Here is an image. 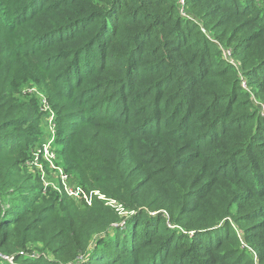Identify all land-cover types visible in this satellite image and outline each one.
Masks as SVG:
<instances>
[{
  "label": "trees",
  "instance_id": "16d2710c",
  "mask_svg": "<svg viewBox=\"0 0 264 264\" xmlns=\"http://www.w3.org/2000/svg\"><path fill=\"white\" fill-rule=\"evenodd\" d=\"M0 253L264 264V0H0Z\"/></svg>",
  "mask_w": 264,
  "mask_h": 264
},
{
  "label": "rangeland",
  "instance_id": "374dc122",
  "mask_svg": "<svg viewBox=\"0 0 264 264\" xmlns=\"http://www.w3.org/2000/svg\"><path fill=\"white\" fill-rule=\"evenodd\" d=\"M221 50H222V53H223L225 59L229 63H231L232 65L235 66V61L230 54V49L225 50V49L221 48ZM242 88L246 89L247 85H246V87L244 86ZM51 121H52L51 116L45 117L42 120V123H43V132H42V136H41L42 144L37 145L35 147L33 162L27 163V164H28V167H31L33 165V166H35L36 169L40 170L41 180H42L44 191H45V189H50V190L63 192V188L65 186H73L76 184H74V182L71 180V177L68 174H66L62 171L61 166H55L56 161L54 160V157L50 151L51 148H53L52 147L53 140L51 139V136H52V134H54L53 127L50 126ZM39 153L42 155V158L50 165L49 166L50 171L48 173L44 172L43 168L41 167V162L39 161ZM34 161L36 163H34ZM62 175L66 176V178L64 180H62ZM63 193H65V192H63ZM6 257L7 256H4V255L2 256V254L0 253V258H2L3 260H6ZM6 261H8V260H6ZM8 262H9V264H13L12 262H10V260Z\"/></svg>",
  "mask_w": 264,
  "mask_h": 264
},
{
  "label": "built area",
  "instance_id": "2783aa9c",
  "mask_svg": "<svg viewBox=\"0 0 264 264\" xmlns=\"http://www.w3.org/2000/svg\"><path fill=\"white\" fill-rule=\"evenodd\" d=\"M177 3L180 7H183L184 5V0H177ZM180 13L183 15V16H186L185 12L183 11L182 8H180ZM241 85L242 87H246V84H245V81L242 79L241 81ZM66 178L65 175H62V180H64ZM65 189V193L68 195V196H71V197H75V198H82L84 199L87 203L90 202V199H91V194L93 193L94 195H97L98 198L100 199H104V196L100 195L98 193V191H93L92 193H86L82 187L78 186V185H73V186H65L64 187ZM106 204H115L114 201L110 200L108 202H106ZM120 209V208H119ZM3 256V255H2ZM6 260H10V262H12V259L11 257H6Z\"/></svg>",
  "mask_w": 264,
  "mask_h": 264
}]
</instances>
